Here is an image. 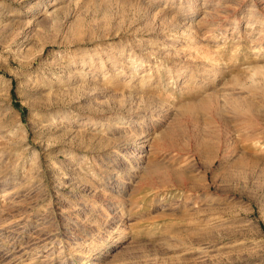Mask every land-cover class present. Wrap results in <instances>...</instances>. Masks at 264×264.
I'll return each mask as SVG.
<instances>
[{"label":"rangeland","instance_id":"374dc122","mask_svg":"<svg viewBox=\"0 0 264 264\" xmlns=\"http://www.w3.org/2000/svg\"><path fill=\"white\" fill-rule=\"evenodd\" d=\"M0 264H264V0H0Z\"/></svg>","mask_w":264,"mask_h":264}]
</instances>
